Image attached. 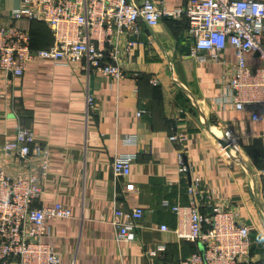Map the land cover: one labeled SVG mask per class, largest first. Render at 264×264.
<instances>
[{
    "label": "crops",
    "instance_id": "0c3cea01",
    "mask_svg": "<svg viewBox=\"0 0 264 264\" xmlns=\"http://www.w3.org/2000/svg\"><path fill=\"white\" fill-rule=\"evenodd\" d=\"M152 1L171 8L187 2ZM18 3L0 0V18L8 21ZM14 23L29 30L32 48L52 43L46 23ZM187 24L184 16L154 26L139 19L138 35L120 37L122 43L126 37L137 41L131 61L121 54L120 80L98 75L83 62L67 66L50 58L32 62L20 77L0 71V162L11 174L26 170L2 151L19 128L32 129L35 142L48 147L49 173L34 205L61 202L71 209L70 217L47 221L45 238L65 264H178L199 244L174 234L177 216L170 205L188 203L186 188L195 176L203 188H213L216 203L237 209L249 226L248 258L239 264H264V210L255 194L259 150L253 142L264 147V122L216 102L224 66L187 55ZM222 55L234 59L230 46ZM223 131L236 143L229 152L217 140ZM175 133L185 138L169 140ZM127 136L131 142L124 141ZM179 152L190 166L184 172L177 169ZM115 153L133 154L129 176L113 175ZM137 205L143 216L133 239L118 241L114 208ZM200 211L210 207L205 203ZM161 224L169 230H160Z\"/></svg>",
    "mask_w": 264,
    "mask_h": 264
},
{
    "label": "built area",
    "instance_id": "2783aa9c",
    "mask_svg": "<svg viewBox=\"0 0 264 264\" xmlns=\"http://www.w3.org/2000/svg\"><path fill=\"white\" fill-rule=\"evenodd\" d=\"M180 16L187 19L185 32L191 39L187 55L224 66L221 95L216 102L247 112L253 121L264 122V0H187L177 8L157 5L152 0L140 5L131 0H19L8 21L0 18V71L20 77L32 62L50 58L55 64L67 66L83 62L98 75L120 80L125 76L121 54L131 61L137 43L128 37L122 43L120 37L138 35L139 19L154 26L162 18ZM17 20L46 23L52 43L32 48L29 30L15 24ZM229 46L233 60L222 55ZM223 132L227 144L220 146L229 152L236 143ZM168 138L179 142L185 135L175 133ZM132 139L127 136L124 141ZM2 151L18 158L26 170L11 174L0 162V264H65L60 252L45 238L49 235L47 221L70 217L71 209L61 202L34 205L42 198V181L49 173L48 147L35 142L32 129L19 128ZM133 157L131 153H115L111 160L113 175L129 176ZM177 160L179 172L189 170L182 152ZM257 174L255 194L264 210V167ZM186 192L187 204L170 205L177 216L172 231L178 238L199 244V249L178 264H239L246 260L250 228L239 219V211L216 203L213 188H203L198 176L191 178ZM205 203L210 212L204 214L200 207ZM163 204L168 205V201L163 200ZM142 216L139 205L114 208L116 239L132 240ZM159 229L169 230L165 224Z\"/></svg>",
    "mask_w": 264,
    "mask_h": 264
},
{
    "label": "trees",
    "instance_id": "16d2710c",
    "mask_svg": "<svg viewBox=\"0 0 264 264\" xmlns=\"http://www.w3.org/2000/svg\"><path fill=\"white\" fill-rule=\"evenodd\" d=\"M33 21H36V20H33ZM38 22H42V21H38ZM43 23V22H42ZM254 142V144H255V146H254V148H256L257 150H259V155H258V157H256V158H254L255 159V161H256V164H257V166L259 167V168H262V167H264V147H262V145L260 144H258L257 142V140H254L253 141ZM258 145L260 146V147H258ZM250 150L251 149H249V152H250ZM252 152V151H251ZM192 243H194L195 244V242H192ZM197 244V243H196ZM199 248H197V249H195L193 252H195V251H197Z\"/></svg>",
    "mask_w": 264,
    "mask_h": 264
},
{
    "label": "water",
    "instance_id": "95a60500",
    "mask_svg": "<svg viewBox=\"0 0 264 264\" xmlns=\"http://www.w3.org/2000/svg\"><path fill=\"white\" fill-rule=\"evenodd\" d=\"M183 89H184V91L185 92H187V94H189V92L183 87ZM217 140H218V142H219V144L221 145V146H226V144H227V140H226V138L224 137V136H222V137H217Z\"/></svg>",
    "mask_w": 264,
    "mask_h": 264
}]
</instances>
